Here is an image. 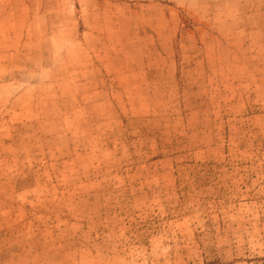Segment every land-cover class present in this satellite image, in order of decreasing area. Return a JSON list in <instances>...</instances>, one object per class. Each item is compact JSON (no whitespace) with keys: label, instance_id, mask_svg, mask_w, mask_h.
<instances>
[{"label":"rangeland","instance_id":"1","mask_svg":"<svg viewBox=\"0 0 264 264\" xmlns=\"http://www.w3.org/2000/svg\"><path fill=\"white\" fill-rule=\"evenodd\" d=\"M0 264H264V0H0Z\"/></svg>","mask_w":264,"mask_h":264}]
</instances>
